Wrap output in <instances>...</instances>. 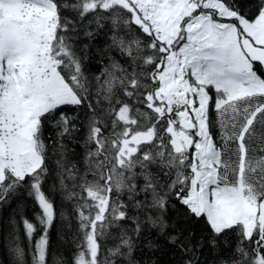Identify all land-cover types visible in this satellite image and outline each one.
<instances>
[{
    "label": "snow or ice",
    "instance_id": "obj_1",
    "mask_svg": "<svg viewBox=\"0 0 264 264\" xmlns=\"http://www.w3.org/2000/svg\"><path fill=\"white\" fill-rule=\"evenodd\" d=\"M0 264H264V0H0Z\"/></svg>",
    "mask_w": 264,
    "mask_h": 264
}]
</instances>
